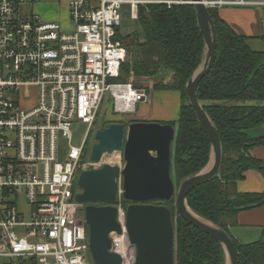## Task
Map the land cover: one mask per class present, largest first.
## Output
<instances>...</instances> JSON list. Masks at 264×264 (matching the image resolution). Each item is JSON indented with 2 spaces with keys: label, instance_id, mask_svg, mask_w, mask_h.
Returning a JSON list of instances; mask_svg holds the SVG:
<instances>
[{
  "label": "built area",
  "instance_id": "obj_1",
  "mask_svg": "<svg viewBox=\"0 0 264 264\" xmlns=\"http://www.w3.org/2000/svg\"><path fill=\"white\" fill-rule=\"evenodd\" d=\"M41 0H0V264H92L89 240L76 199L84 170L102 167L87 154L88 140L107 92L116 113L128 115L148 100L131 82L115 83L126 58L118 33L121 7L134 17L144 4L189 0H70L72 29L24 16V4ZM209 9L264 6V0H203ZM75 122L87 125L79 146L71 144ZM116 164V163H115ZM121 196V193L119 194ZM23 196L29 207H18ZM118 207L122 232H112L111 251L135 264L136 247Z\"/></svg>",
  "mask_w": 264,
  "mask_h": 264
},
{
  "label": "trees",
  "instance_id": "obj_2",
  "mask_svg": "<svg viewBox=\"0 0 264 264\" xmlns=\"http://www.w3.org/2000/svg\"><path fill=\"white\" fill-rule=\"evenodd\" d=\"M210 12L218 43L213 67L201 81L198 97L219 130L223 156L218 175L196 186L187 203L194 213L230 235L238 250L239 264H264V228L260 239L247 243L238 241L231 231L238 224L240 212L264 206V192H242L237 186L250 169L264 176V160L251 152L264 146V134L249 133L250 129L264 125V51L253 49L250 37L225 21L217 9ZM138 19L145 39L136 34L121 38L118 33L127 57L119 76L110 81L124 84L131 77L154 78L162 68L173 72L169 84L160 79L153 88L177 90L181 94L177 120L164 122L176 128L172 176L179 186L185 178L201 172L211 159V142L186 94L188 80L202 63L205 41L191 3L140 5ZM111 112H115L113 107ZM119 202L125 209L129 205L122 197L116 204ZM154 203L173 211L175 264H226L223 245L178 215L174 200ZM18 263L34 264V261Z\"/></svg>",
  "mask_w": 264,
  "mask_h": 264
},
{
  "label": "water",
  "instance_id": "obj_3",
  "mask_svg": "<svg viewBox=\"0 0 264 264\" xmlns=\"http://www.w3.org/2000/svg\"><path fill=\"white\" fill-rule=\"evenodd\" d=\"M188 3L195 6L206 48L201 65L187 82L186 94L211 142L209 169L185 178L177 189L172 176V144L176 135L172 124L112 122L98 128L90 159L100 161L105 154L123 152L125 165L105 163L100 168L82 171L79 177L82 192L76 199L86 204L85 221L93 264H123V257L111 251V233L122 232L116 206L119 197L129 202L126 228L136 247L135 264H175L173 211L164 204L154 203L173 200L178 215L223 245L228 264H239L238 250L230 235L194 213L187 203L189 193L196 186L218 175L223 156L219 130L198 97L199 85L215 61L216 26L203 0H189Z\"/></svg>",
  "mask_w": 264,
  "mask_h": 264
},
{
  "label": "crops",
  "instance_id": "obj_4",
  "mask_svg": "<svg viewBox=\"0 0 264 264\" xmlns=\"http://www.w3.org/2000/svg\"><path fill=\"white\" fill-rule=\"evenodd\" d=\"M217 10L225 21L250 37L249 44L253 49L264 51V6H223ZM149 92L148 100L138 104V107L143 106L142 110L137 116H132L134 119L132 118L130 121H158L161 123L176 121L182 102L180 92L156 89ZM155 96L158 98L157 101ZM136 111L137 106L134 112ZM131 114L128 115L131 116ZM120 116L122 115L120 114ZM260 128L259 134H264V125ZM251 152L264 160V146L256 147ZM237 186L242 192H264V176L260 171L250 169L246 172L244 179L238 181ZM237 222L238 224L231 231L238 241L247 243L260 239L264 228V206L240 212Z\"/></svg>",
  "mask_w": 264,
  "mask_h": 264
},
{
  "label": "rangeland",
  "instance_id": "obj_5",
  "mask_svg": "<svg viewBox=\"0 0 264 264\" xmlns=\"http://www.w3.org/2000/svg\"><path fill=\"white\" fill-rule=\"evenodd\" d=\"M70 0H41L40 2L37 3H28L24 4L21 8V12L24 16H29L32 14V12L38 13L41 18L45 21H56L58 22L63 30L69 31L71 30L72 23L70 21V16H69V10H68V3ZM146 5V4H144ZM121 26L119 30V34L121 38H125L126 36L130 34H136L139 35L140 38L143 40L145 39V31L142 27V24L138 17H134L133 15V10L130 4L125 3L121 7ZM127 57V54H126ZM126 59V58H125ZM173 77V72L167 68H162L160 72L156 75L154 78H137V77H131L128 82H131L136 88H143L146 89L148 92L151 91L153 88L154 82L160 79H164V81L169 84L172 80ZM158 90V89H157ZM150 92L148 93V95ZM110 93L107 92L105 95L104 102L102 104L99 116L97 118V123L94 125L90 137L88 140V148H87V154L91 153V148L94 142L96 141L95 139V133L98 127L103 126L104 123H110L113 121L117 120H124L127 124L133 122L130 121L132 119V116H137L139 114V111L142 110L143 106L137 105V111L132 113L131 116H120V114L116 112H111L112 107H113V102L110 99ZM158 98L155 96V100L157 101ZM182 103V102H181ZM145 105H148L145 103ZM140 109V110H139ZM134 119V118H133ZM135 121V120H134ZM87 125L83 124L81 122H75L72 128V139H71V144L75 146H79L83 140L84 135L87 132ZM261 132V128H252L249 130V133L253 136L255 134H259ZM118 162H112L111 160H106L104 163L108 162L110 164H118L121 167L125 165V160L123 156V152L118 153ZM111 158V156L108 157V159ZM105 160V157H104ZM211 160V159H210ZM211 161L207 164V166L202 170L205 171L209 166H210ZM179 186H177L178 189ZM121 181H120V189H121ZM121 197H119V200ZM116 205H121L123 208L124 206L119 202ZM18 207L20 210H23L25 212L28 211L29 207L26 203V200L23 196L19 198V204ZM125 209V208H124ZM126 210V209H125ZM79 226L84 229L85 237L83 242H88L89 240V233H88V226L85 221V214L84 212H81L79 215ZM90 256V254H89ZM92 260V258H91ZM226 264H228L227 259H226Z\"/></svg>",
  "mask_w": 264,
  "mask_h": 264
},
{
  "label": "bare ground",
  "instance_id": "obj_6",
  "mask_svg": "<svg viewBox=\"0 0 264 264\" xmlns=\"http://www.w3.org/2000/svg\"><path fill=\"white\" fill-rule=\"evenodd\" d=\"M118 153H120V152H115V153H112V154H105V156H104L105 160L103 158L102 161L111 160L112 162H118V156H117ZM109 156H111V158L108 159ZM106 163H108V162H106ZM208 169H209V167L205 171H207Z\"/></svg>",
  "mask_w": 264,
  "mask_h": 264
}]
</instances>
